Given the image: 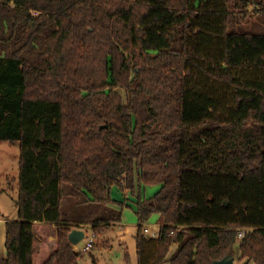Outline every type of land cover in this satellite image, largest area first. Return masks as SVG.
Wrapping results in <instances>:
<instances>
[{"label":"trees","instance_id":"16d2710c","mask_svg":"<svg viewBox=\"0 0 264 264\" xmlns=\"http://www.w3.org/2000/svg\"><path fill=\"white\" fill-rule=\"evenodd\" d=\"M248 8L264 19L262 0H0V142L19 151L0 264H79L67 235L121 221L113 186L136 195V264H212L234 245L264 264V33L235 30Z\"/></svg>","mask_w":264,"mask_h":264},{"label":"rangeland","instance_id":"374dc122","mask_svg":"<svg viewBox=\"0 0 264 264\" xmlns=\"http://www.w3.org/2000/svg\"><path fill=\"white\" fill-rule=\"evenodd\" d=\"M264 3V0H262ZM248 12L242 16H238V23L235 25V30L238 32H250V33H264V19L262 16H258L252 8H248ZM236 11V10H235ZM119 93H121L119 91ZM18 146L17 144H11L8 142H0V186L5 188L7 183H12V178H17V161H18ZM159 185L150 184L141 187L140 196L142 199L149 198L157 190ZM137 193V190L135 191ZM15 196V192L12 193ZM128 195V200L124 199V196ZM111 199L116 202H121L122 206L113 205L116 209L121 210L122 223L129 228L136 225V195L131 194L129 191H121L117 186H113L110 190ZM16 197V196H15ZM72 199V198H69ZM63 202H66V197L62 198ZM112 206V208H113ZM149 230H156L158 228V214L152 213L148 219L143 223V227ZM117 225L113 229H109L101 234L95 235L93 247L86 253H80L78 262L79 264H126L124 259V253L132 254V260H135L134 248H131V242L134 245V240L129 239V232L126 234V242L120 240L117 235ZM85 235L90 234V229H85ZM128 238V239H127ZM122 239V238H121ZM85 243L82 239L74 246L76 252L80 251L81 247ZM47 244L49 249L54 246L53 234H50L47 238ZM175 246H171L170 252L173 251ZM231 255L234 257V263L238 264L236 256L238 255L237 245L232 248ZM95 257L97 261L94 259ZM129 262V259H128ZM130 263V262H129Z\"/></svg>","mask_w":264,"mask_h":264},{"label":"crops","instance_id":"0c3cea01","mask_svg":"<svg viewBox=\"0 0 264 264\" xmlns=\"http://www.w3.org/2000/svg\"><path fill=\"white\" fill-rule=\"evenodd\" d=\"M17 175H18V171H17ZM7 184H8V186H5V188H1V186H0V259L4 258L5 253H6L5 247H4V228H5L4 223H5V219L6 220H16L17 219V206H16L15 201H14L15 196H16V191H17V178L15 179V177H13L12 183H7ZM14 192H15V196H13V194H12ZM128 197H130V196L125 194L124 199L128 200ZM110 206L112 207L113 205H110ZM113 208L116 209L115 206H113ZM122 216L123 215L121 214V221L118 224H116L117 225V227H116L117 231L116 232H117L118 238L120 240H123L124 242H126V235H124V234H126V232L128 231L129 232L128 234H130L129 239L132 241V240H134V235L136 232V225L130 226L129 228H127V226L122 223ZM51 229L54 230V227L52 226ZM47 238L48 237H46V238L38 237L37 239L40 242L46 243V245L48 247ZM53 238H54V245H55L56 238L54 236H53ZM130 247L134 248V253H135V242H134V245L131 242ZM127 254H128V259L130 262L129 264H136V255H135V260H132V257H131L132 254H129V253H127ZM96 258H98V257L94 258L97 261Z\"/></svg>","mask_w":264,"mask_h":264},{"label":"built area","instance_id":"2783aa9c","mask_svg":"<svg viewBox=\"0 0 264 264\" xmlns=\"http://www.w3.org/2000/svg\"><path fill=\"white\" fill-rule=\"evenodd\" d=\"M85 229H90L89 226H84ZM84 227L82 228V230L84 229ZM84 232V230H83ZM142 233L147 236V237H157L158 235V228L156 230H149L148 228H146L145 226L142 228ZM244 230H239L237 232V238L241 239L243 236ZM94 238H95V234L94 232L90 229V234L85 235L84 232V236L83 239L85 240V243L83 244V246L81 247L80 251H78L79 253H86L88 251H90L93 248V242H94Z\"/></svg>","mask_w":264,"mask_h":264},{"label":"water","instance_id":"95a60500","mask_svg":"<svg viewBox=\"0 0 264 264\" xmlns=\"http://www.w3.org/2000/svg\"><path fill=\"white\" fill-rule=\"evenodd\" d=\"M226 204V203H225ZM84 232L82 229H72L67 235L68 241L72 246H75L83 239ZM212 264H235L234 257L230 254L225 255L220 260L213 261Z\"/></svg>","mask_w":264,"mask_h":264}]
</instances>
